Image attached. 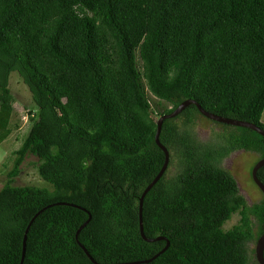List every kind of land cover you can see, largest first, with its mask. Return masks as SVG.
I'll list each match as a JSON object with an SVG mask.
<instances>
[{"label":"trees","instance_id":"trees-1","mask_svg":"<svg viewBox=\"0 0 264 264\" xmlns=\"http://www.w3.org/2000/svg\"><path fill=\"white\" fill-rule=\"evenodd\" d=\"M13 71L33 104L6 157L0 264L19 263L39 209L21 264H95L74 236L88 213L71 204L90 213L78 240L102 264L147 259L166 240L140 264H259L246 243L264 230V197L245 205L218 165L236 149L264 156L258 132L232 125L215 145L202 142L201 113L187 106L162 122L169 161L142 203L144 235L165 239L141 237L138 198L164 161L156 120L180 101L264 129V0H0V142L11 132ZM27 155L43 185L14 184Z\"/></svg>","mask_w":264,"mask_h":264},{"label":"rangeland","instance_id":"rangeland-1","mask_svg":"<svg viewBox=\"0 0 264 264\" xmlns=\"http://www.w3.org/2000/svg\"><path fill=\"white\" fill-rule=\"evenodd\" d=\"M9 87L14 97V102L9 122L11 132L2 142H0V187L6 178V171L11 167V161L6 160V157L13 149H17L20 146L21 141L30 126L28 108L33 104L26 85L22 82L21 78L15 71L10 73ZM176 120L178 121L179 119ZM260 121L264 122V109ZM232 127V125L216 122L202 114H197L195 118L194 132L200 141L215 145L220 142V139L224 138L221 136L224 135L222 132L227 128ZM258 159L259 155L257 152L236 149L228 153L218 162L220 167L231 173L237 183L238 194L243 197L245 205L248 206L261 201L264 197L259 188L253 183L250 174L253 164ZM36 162L37 158L35 156H25L20 166V172L14 179V184L43 185V181L36 172ZM4 164L5 167L3 166ZM175 169L176 165L173 164L170 166L169 172H175ZM249 219L254 235L257 237L260 226L258 218L254 214H249ZM238 221L239 214L234 213L230 219L224 222L222 227L228 229ZM255 243L256 238L250 239L246 243L248 254L251 258H254Z\"/></svg>","mask_w":264,"mask_h":264},{"label":"water","instance_id":"water-1","mask_svg":"<svg viewBox=\"0 0 264 264\" xmlns=\"http://www.w3.org/2000/svg\"><path fill=\"white\" fill-rule=\"evenodd\" d=\"M191 104H194L197 107L198 111L202 115H204L205 117H207V118H209L211 120H214L216 122H222V123H227V124H231V125L241 126V127H247V128H250V129L258 132L262 136H264V129L261 128L259 125L255 124V123H253L251 121H248V120H242V119H237V118H233V117L223 116V115L208 111V110L204 109L200 105V103H198L195 99H192V98H187V99H184V100L180 101L176 105V107H174L171 111L161 114L156 120V131H155V134H154V140H155V143L157 144V146L160 147L161 150L164 152V161H163L159 171L155 174V176L151 179V181L144 187V189L142 190V192H141V194H140V196L138 198V225H139V232H140L141 237L144 240L149 241V242L165 239V237L161 236V235H158V236H155V237H147V236H145L144 233H143V225H142V203H143V198H144L146 192L153 186V184L160 178L162 173L165 171V169L167 167V164H168V161H169L168 149L166 148V146L164 144H162V142L159 139V134H160L162 122L166 118L175 117L181 111H183L187 106H189ZM263 165H264V156L260 157L253 164L250 173H251V177H252L253 182L259 188V190L261 191V193L264 196V182H262L257 177V170ZM71 205L79 207V208L83 209L84 211H86L88 213L87 219H85L75 231L74 236H75L76 241L78 242L80 247L83 249L85 254L88 256V258L93 263L102 264V263H99V262L95 261L94 258L89 254V252L87 251L85 246L81 242H79V240H78L79 231L90 220V217H91L90 213L85 208H83L81 206H78L76 204H71ZM41 210L42 209H39L36 213H34V215L29 220L28 224L26 225V228L24 230L23 237H22L21 257H20V261H19L18 264L22 263V260H23V257H24L27 230H28L31 222L35 218V216ZM168 244H169V241L166 240L165 245L157 253L153 254L151 257H149L147 259L134 260V261H128V262H114V263H109V264H140V263H148L151 260H153L154 258H156L161 252H163L168 247ZM254 256H255L256 261L259 264H264V230L261 232V234L256 239L255 248H254Z\"/></svg>","mask_w":264,"mask_h":264},{"label":"clouds","instance_id":"clouds-1","mask_svg":"<svg viewBox=\"0 0 264 264\" xmlns=\"http://www.w3.org/2000/svg\"><path fill=\"white\" fill-rule=\"evenodd\" d=\"M226 170V169H225ZM254 183V182H253ZM255 184V183H254Z\"/></svg>","mask_w":264,"mask_h":264},{"label":"flooded vegetation","instance_id":"flooded-vegetation-1","mask_svg":"<svg viewBox=\"0 0 264 264\" xmlns=\"http://www.w3.org/2000/svg\"><path fill=\"white\" fill-rule=\"evenodd\" d=\"M251 174V173H250ZM252 178V177H251ZM253 181V180H252Z\"/></svg>","mask_w":264,"mask_h":264}]
</instances>
